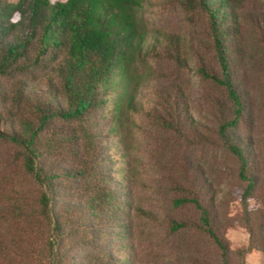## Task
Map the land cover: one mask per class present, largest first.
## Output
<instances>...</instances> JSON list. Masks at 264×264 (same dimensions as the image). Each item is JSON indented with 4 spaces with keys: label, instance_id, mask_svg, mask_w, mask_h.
I'll list each match as a JSON object with an SVG mask.
<instances>
[{
    "label": "trees",
    "instance_id": "trees-1",
    "mask_svg": "<svg viewBox=\"0 0 264 264\" xmlns=\"http://www.w3.org/2000/svg\"><path fill=\"white\" fill-rule=\"evenodd\" d=\"M168 1L207 18L219 73L205 67L199 72L227 91L230 111L219 122L218 135L236 162L248 249H264V149L255 139L236 135L251 113L239 91L242 80L236 81L234 64L244 51V0ZM145 2L0 0V125L6 127L0 130V140L18 148L19 168L40 188L34 203L17 179L0 188L2 251L9 249L6 240L11 245L27 237L23 247L37 264H68L70 242L95 246L100 241V255L82 258L80 264H115L104 252L105 240L92 232L87 220L123 218L129 209L123 195L137 173L129 158L124 170L128 181L101 171L102 134L116 139L119 151L129 157L128 133L136 115L156 118L182 136L186 130L177 114L184 104L180 86L152 88L148 105L143 103L142 88L155 72L153 62H186L178 37L148 28L142 14ZM251 21L256 35L253 57L262 80L258 89L264 100V10ZM40 70L35 86L16 80ZM184 182L176 190L175 205L194 210L197 218L188 223L216 245L222 264H232L228 243L212 223V196L193 180ZM63 198L77 203L64 204ZM185 224L176 223L174 229ZM119 225L120 232L127 230L126 224Z\"/></svg>",
    "mask_w": 264,
    "mask_h": 264
},
{
    "label": "rangeland",
    "instance_id": "rangeland-1",
    "mask_svg": "<svg viewBox=\"0 0 264 264\" xmlns=\"http://www.w3.org/2000/svg\"><path fill=\"white\" fill-rule=\"evenodd\" d=\"M243 7L244 51L240 59L234 58V64L238 66L236 81L242 80L243 87H239V91L246 98L245 104L251 113L249 121L238 125L236 135L251 137L264 149V100L258 89L262 80L259 63L253 57L256 35L251 26L252 17L264 10V0H244ZM142 14L150 30H160L180 39L186 60L184 66L173 59L153 62L155 72L144 81L142 88L143 103L148 105L152 88L180 86L184 91V104L177 114L181 124L186 126L185 135L166 129L156 118L136 115L128 133L129 157H124L117 140L103 133L101 171L114 180L128 181L124 170L128 168L129 158L137 175L129 179L127 193L123 195L129 203L124 217L101 223L91 217L87 220L90 229L105 240L104 252L111 255L115 264H222L216 245L188 223L197 218L194 210L175 205L179 185L185 183L184 180H193L198 187L207 188L213 198L212 223L228 243L231 263L264 264V249H248L250 236L242 223L236 162L222 147L218 135L219 122L229 113L231 102L224 87L205 79L199 72L200 67H205L219 73L207 18L168 0H146ZM42 74L41 70L35 71L16 80L35 86ZM5 129L0 125V130ZM18 155V148L12 142L0 140V188H5L9 180L17 179L29 201L34 203L40 188L19 168ZM60 194L59 199L64 196ZM63 202L77 203L69 198H63ZM251 205L256 207L257 203ZM121 223L126 224L127 230L119 231ZM176 223L186 224L174 229ZM8 231L10 233L12 228ZM3 234L9 236L8 232ZM114 234L117 237H113ZM40 235L43 236L42 232ZM6 242L9 249H0V264H37L23 247L27 237L11 245ZM98 242L95 246L70 242V257L66 262L80 264L87 256L96 258L102 252Z\"/></svg>",
    "mask_w": 264,
    "mask_h": 264
}]
</instances>
